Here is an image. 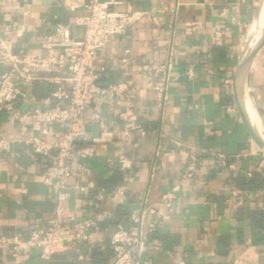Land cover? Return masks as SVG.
<instances>
[{
    "label": "crops",
    "instance_id": "obj_1",
    "mask_svg": "<svg viewBox=\"0 0 264 264\" xmlns=\"http://www.w3.org/2000/svg\"><path fill=\"white\" fill-rule=\"evenodd\" d=\"M120 1L123 10L147 13L125 35L113 37L95 61L104 69L101 86L123 84L127 92L85 113L78 145L90 155L72 161L65 206L74 221L65 224L107 212L101 231L110 235L117 226L130 230V216L144 211V239L151 247L144 258L152 264H264V153L246 132L231 89L243 37L262 0ZM82 13L60 0H0V36L12 42L14 53L36 54L44 35L57 24L72 25ZM167 62L168 99L161 109L155 69ZM55 89L46 81L22 87L15 110L55 105ZM124 112L137 126L126 140ZM94 113L102 123L91 122ZM60 131L56 123L9 121L0 112V136L10 141L0 151V236L25 240L52 219L57 190L44 180L47 164L24 140L52 143ZM119 156L130 168L121 169ZM122 185L126 202L114 205L109 197ZM165 193L175 195L169 211L160 203ZM149 223L154 232L146 230ZM109 251L110 261L108 242L75 241L46 261L35 249L13 258L4 248L0 264H97L98 252Z\"/></svg>",
    "mask_w": 264,
    "mask_h": 264
},
{
    "label": "built area",
    "instance_id": "obj_2",
    "mask_svg": "<svg viewBox=\"0 0 264 264\" xmlns=\"http://www.w3.org/2000/svg\"><path fill=\"white\" fill-rule=\"evenodd\" d=\"M242 2L244 0H241ZM61 4L72 10H82L72 25L57 24L53 31L44 35L40 43V52L19 55L14 53L12 42L0 36V112H6L9 121L30 117L35 125L40 123H56L62 128L52 143L40 139L24 140L32 152L47 164L45 181L56 190L53 199V217L44 229L32 231L22 240L19 237L0 236V250L9 248L13 258H18L28 250H38L40 257L46 261L67 249L70 243L81 241L89 245L108 242L113 257L107 264H152L144 258V253L151 248L144 239V211L132 214L130 230L117 226L115 232L107 235L101 231V224L108 218L107 212L96 214L93 218L72 223L73 213L65 206L68 197L67 180L72 175V161L75 157H87L88 151L78 145L84 135V117L86 111L102 103L104 98L116 93H125L123 84L101 86L99 80L104 69L96 68L95 61L101 51L116 36L125 35L129 29L141 19L146 11H126L121 9L120 0H60ZM79 28L81 34L76 36L72 29ZM170 63L159 65L155 72L158 75L157 105L163 109L168 99ZM34 81L53 83L56 89L51 98L56 104L51 107H39L19 114L16 102L24 96L22 87ZM134 92L126 96L131 97ZM123 121L122 140L129 139L137 129L135 117H127L126 112L120 114ZM92 123H102L98 113H94ZM10 141L0 136V151H7ZM121 169L130 168L126 157L119 156ZM50 177L55 180L50 182ZM104 195L98 194L97 199ZM114 205H123L127 199L125 186H119L109 197ZM175 200L173 193L161 196L160 203L168 211ZM150 212H153L150 209ZM148 232L155 231V225H147ZM176 264V263H175Z\"/></svg>",
    "mask_w": 264,
    "mask_h": 264
},
{
    "label": "water",
    "instance_id": "obj_3",
    "mask_svg": "<svg viewBox=\"0 0 264 264\" xmlns=\"http://www.w3.org/2000/svg\"><path fill=\"white\" fill-rule=\"evenodd\" d=\"M258 12L255 18L253 19L250 27L255 23ZM250 33H251V29L249 28V30H247V32L243 37L242 44L240 47V52L237 57L236 66L232 78V86H231L232 98L234 105L237 109L238 115L240 117V120L246 132L248 133L255 147L264 153V137L260 136L257 130L251 124L247 112L245 110L244 101H243V98L246 95L245 90L247 88V77L252 62L255 56L257 55V53L264 47V29L261 33L259 41L251 49H249L248 47V36L250 35Z\"/></svg>",
    "mask_w": 264,
    "mask_h": 264
},
{
    "label": "rangeland",
    "instance_id": "obj_4",
    "mask_svg": "<svg viewBox=\"0 0 264 264\" xmlns=\"http://www.w3.org/2000/svg\"><path fill=\"white\" fill-rule=\"evenodd\" d=\"M247 79L249 83H247L246 97L250 100L257 117L264 124V47L255 56Z\"/></svg>",
    "mask_w": 264,
    "mask_h": 264
},
{
    "label": "bare ground",
    "instance_id": "obj_5",
    "mask_svg": "<svg viewBox=\"0 0 264 264\" xmlns=\"http://www.w3.org/2000/svg\"><path fill=\"white\" fill-rule=\"evenodd\" d=\"M251 33L248 36V47L249 49L253 48L256 43L259 41L261 33L264 29V0L261 3L259 8V12L256 18L255 23L250 27ZM247 93V88L245 90ZM245 110L247 112L248 118L253 125V127L257 130L260 136L264 137V124L263 122L257 117L250 100L246 97L243 98Z\"/></svg>",
    "mask_w": 264,
    "mask_h": 264
},
{
    "label": "trees",
    "instance_id": "obj_6",
    "mask_svg": "<svg viewBox=\"0 0 264 264\" xmlns=\"http://www.w3.org/2000/svg\"><path fill=\"white\" fill-rule=\"evenodd\" d=\"M106 222H107V219L101 224V228ZM98 255H99V262L97 264H107L109 259L111 258L110 251L108 252V254H106V256L102 252H98Z\"/></svg>",
    "mask_w": 264,
    "mask_h": 264
}]
</instances>
